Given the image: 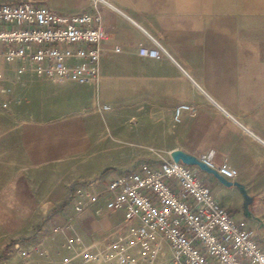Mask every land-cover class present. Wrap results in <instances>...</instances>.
Instances as JSON below:
<instances>
[{
	"label": "built area",
	"instance_id": "built-area-1",
	"mask_svg": "<svg viewBox=\"0 0 264 264\" xmlns=\"http://www.w3.org/2000/svg\"><path fill=\"white\" fill-rule=\"evenodd\" d=\"M100 9L94 4L89 12L71 13L32 1L0 3V65H9L0 67L1 112L22 103L20 96L13 97L11 85L26 73L51 83L98 82L101 44L107 39ZM138 54L166 56L159 48H139ZM194 111L192 105L177 104L171 117L179 123L184 113ZM199 161L225 181L237 176L233 167L215 168L209 156ZM89 207L95 215L121 213L122 218L86 243L71 220ZM71 211L49 238L12 243L1 264H264L259 232L234 219L191 166L170 156L155 165L89 179L75 191ZM55 238L57 260L51 246Z\"/></svg>",
	"mask_w": 264,
	"mask_h": 264
},
{
	"label": "crops",
	"instance_id": "crops-1",
	"mask_svg": "<svg viewBox=\"0 0 264 264\" xmlns=\"http://www.w3.org/2000/svg\"><path fill=\"white\" fill-rule=\"evenodd\" d=\"M93 2L101 7L100 24L107 34V39L101 44L98 93L103 88L112 89L120 83L126 88L130 86L141 90L144 97L150 87H155L158 98L167 97L172 106L179 103L194 106L195 111L184 113L180 123H177L180 141L170 151L181 150L197 159L209 156L215 168L222 165L235 168L237 176L231 185H227L210 172L191 166L202 184L220 200L233 218L241 221L245 228L257 230L258 238L264 241V217L256 210L253 201L256 197H263L264 191L262 26L250 32L239 30L228 17L199 14L190 8L192 1L183 12V0L175 1V8L160 10L154 1L149 0ZM157 47L166 56L153 59L138 54L139 48L154 50ZM75 48L72 47L73 50ZM114 48L119 51L114 52ZM74 62L77 60L70 63ZM8 66L0 65L1 69ZM6 75L10 77L11 73L7 71ZM5 83L10 85L11 80ZM45 85L54 86L30 73L11 85L13 97L20 96L22 103L12 104L4 113L0 111V121L9 112L11 115L7 116H14L12 121L17 123L13 126L0 125V149H6V138L13 136L16 140L15 135L24 134L22 117L31 119L36 114L26 112L24 107L27 103L46 102L51 110L60 108L64 113L71 103L88 100L84 95L70 94L64 85L54 87L62 88L64 92L61 94L49 97L36 94ZM127 96L126 93L124 97ZM91 100L102 101L101 92L92 95ZM231 119L240 122L244 130ZM93 211L94 207H89L83 213L91 214ZM114 215L107 213L104 217L93 219L91 227L96 229L95 236L86 243L101 237L109 226L118 223L111 220ZM100 219H104L101 224L98 223ZM100 229L103 230L101 234L97 233ZM76 230L85 242L81 227H76Z\"/></svg>",
	"mask_w": 264,
	"mask_h": 264
},
{
	"label": "rangeland",
	"instance_id": "rangeland-1",
	"mask_svg": "<svg viewBox=\"0 0 264 264\" xmlns=\"http://www.w3.org/2000/svg\"><path fill=\"white\" fill-rule=\"evenodd\" d=\"M26 1L71 13L89 12L94 5V0H0V3ZM149 1H154L160 10L175 8L177 0ZM184 1L182 12L192 1L190 8L199 14L228 17L239 30L247 32L262 26L264 33V0ZM53 85L41 87L36 94L42 97L61 94L64 90L54 87L64 85L70 94L84 95L88 100L71 103L64 113L60 108L51 110L46 102L27 103L26 112L36 114L31 119L22 117L24 134L15 135L16 140L13 136L5 139L7 147L0 149V264L7 259L9 247L16 240L49 238L53 227L64 224L73 214L75 191L89 179L100 173L125 172L143 164L155 165L166 159L170 149L180 141L177 123L171 117L175 105L172 106L167 97L158 98L155 87H150L149 93L142 97L141 90L126 88L120 83L112 89L103 88L99 93L97 83ZM100 92L102 101L91 100L92 95ZM126 93L129 96L124 97ZM112 97L117 100H110ZM98 104L107 105V109H101ZM5 114L0 125H17L12 121L14 116H7L11 115L9 112ZM231 120L244 128L240 122ZM247 132L259 141L250 130ZM262 194L263 197L253 201L264 217V191ZM104 216L106 213L81 212L72 218L71 224L75 228L81 227L87 242L95 236L96 229L91 227L93 219ZM121 218V213H115L111 220L116 222ZM97 233L101 234L103 230ZM52 244L53 259L57 260L56 238Z\"/></svg>",
	"mask_w": 264,
	"mask_h": 264
},
{
	"label": "water",
	"instance_id": "water-1",
	"mask_svg": "<svg viewBox=\"0 0 264 264\" xmlns=\"http://www.w3.org/2000/svg\"><path fill=\"white\" fill-rule=\"evenodd\" d=\"M169 156L174 162L180 161L181 163L188 165V166H194L200 170L208 171L211 174L215 175L217 179L222 181L223 183L227 185H231V182L225 181L221 177H219L214 170L207 168L202 162L199 161V159L188 155L187 153L181 151V150H173L170 151Z\"/></svg>",
	"mask_w": 264,
	"mask_h": 264
}]
</instances>
